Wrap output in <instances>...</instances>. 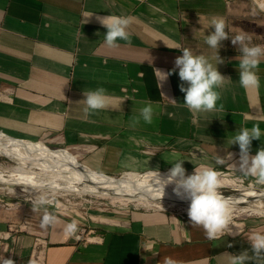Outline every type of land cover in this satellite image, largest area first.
<instances>
[{
  "label": "crops",
  "instance_id": "1",
  "mask_svg": "<svg viewBox=\"0 0 264 264\" xmlns=\"http://www.w3.org/2000/svg\"><path fill=\"white\" fill-rule=\"evenodd\" d=\"M249 8L243 0H0V132L79 147L85 166L105 176L142 175L157 168L167 173L178 158L186 160L187 174L205 163L255 182L229 166L239 160V147H230L226 139L254 124L264 132V58L259 90L245 91L238 83L239 53L230 39L223 41L219 55L225 63L218 70L232 79L219 90L218 106L223 104L224 111L196 116L182 104L178 69L161 87L154 72L173 69L182 55L166 45L189 48L215 65V50L205 43L213 31L208 21L224 18L232 36ZM86 13L94 15L84 24ZM111 14L134 18L130 44H104L107 30L96 16ZM99 87L114 105L124 100L120 110L85 118V106L77 102L85 89ZM149 100L154 102L153 122L141 120L131 127V118ZM262 143L264 136L252 142L251 155ZM228 152L234 154L229 161ZM129 156L137 163L130 164ZM217 157L226 163L217 165ZM45 215L54 216L55 225L41 227ZM72 223L76 231L69 235L65 228ZM12 224L22 229L8 235ZM247 226L260 228L261 223ZM0 235L5 236L0 260L11 258L16 264H163L165 258L176 264H227L225 252L237 255L248 249L251 255L247 236L210 241L188 216L164 209L100 210L84 220L21 201L12 210L0 208Z\"/></svg>",
  "mask_w": 264,
  "mask_h": 264
},
{
  "label": "clouds",
  "instance_id": "2",
  "mask_svg": "<svg viewBox=\"0 0 264 264\" xmlns=\"http://www.w3.org/2000/svg\"><path fill=\"white\" fill-rule=\"evenodd\" d=\"M94 13L85 14V22L88 23ZM133 17L108 15L96 16L97 22L107 31L103 35L104 44L108 48L119 47L118 41L131 43L130 33L128 28L133 22ZM200 23V18L199 21ZM209 29H213L210 34L205 36V43L215 50V65L210 62V59L203 54H194L189 48H182L176 44L170 49H176L182 52V55L175 58V67L165 71L154 69L158 87H161L168 78L176 73L181 81L179 90L184 93V102L182 103L193 116L200 113L222 112L224 105L219 104L221 100L220 89H223L226 84L232 82L231 77H226L218 70V65L224 64V59L219 55L220 49L223 47L222 42L229 40L236 47L239 53L238 71L239 85L245 90L258 91L261 86L258 72L260 70L261 58H264V45L251 44V36L244 30H241L234 36L229 35L226 31L227 25L222 17H212L208 21ZM194 33L197 30H193ZM199 31V30H198ZM97 36L101 34L96 33ZM236 57V58H237ZM84 99L78 101V104H83V112L85 118L100 110L109 108H118L119 105L113 104V98L107 93L104 87H99L95 90L83 91ZM173 104H178L175 99H171ZM153 101L149 100L139 110V115L133 116L130 120V126L136 127L141 120L145 124L153 122L155 110ZM171 115V114H170ZM264 136L259 124H254L251 128L241 127L237 129L230 137L227 135L226 142L239 147V160L230 163L229 166L245 177L254 178L255 184L264 186V143L259 147L255 155H251L252 142L260 140ZM177 154H173L175 157ZM233 153H227V161L232 160ZM127 160L130 164L137 163L134 157L129 156ZM186 160L176 159L171 163V168L168 172L162 175L159 169L152 170L153 183L149 189L151 192L161 199L165 196V189L169 185H174L173 194L181 200L189 202L187 215L189 222L192 225L201 226L204 229L206 238L210 241H218L225 235H234L230 228L232 223L233 210L235 204L234 197H225L220 189L223 187V182L220 179L221 173L212 165L201 163L195 166L191 174L186 173L183 167ZM191 162V161H189ZM217 165H224L226 160L222 157L215 159ZM126 163L125 166H130ZM41 199L37 201V205L43 204ZM36 208H33L35 211ZM56 219L54 216L45 215L41 222V227L55 225ZM67 234H74L76 224L72 223L66 226ZM251 255L248 249L242 250L237 255L223 253L227 256V264H247L248 261H254L255 264H264V233H254L249 238ZM215 246H218L215 245ZM232 247V244H228ZM0 264H16L11 258L0 260ZM163 264H176L171 258H165Z\"/></svg>",
  "mask_w": 264,
  "mask_h": 264
},
{
  "label": "rangeland",
  "instance_id": "3",
  "mask_svg": "<svg viewBox=\"0 0 264 264\" xmlns=\"http://www.w3.org/2000/svg\"><path fill=\"white\" fill-rule=\"evenodd\" d=\"M243 1H245L247 7H250V8H249V11L244 12V16L246 17H242L240 21L236 22L237 23L236 25H238L237 26L238 30L237 32L235 31V33H233L232 36L238 34L241 30H244L251 36V44L264 45V0H243ZM234 48L236 49V47ZM0 136H3L1 137V140H0V143L2 144H7L6 137L8 136L12 139L21 140L25 143L31 142L29 144L43 145L47 147L48 149H50L51 151L60 153L68 157L69 159L78 162L84 168H87L84 164L85 158L83 157V149L79 147L73 148V147H65V146L53 144V142L49 138H43L41 140H28V139H23V138H18L12 135H8L3 132H0ZM27 165L24 166L19 160L12 161L10 159H7L6 157L0 156V173L2 174L4 173L3 175H5L6 179H9V176L13 173V171L17 167H24L25 171H27L26 173L33 174L36 180L38 181V183L49 182L52 178H54L53 176L55 175L56 176L59 175L63 177L64 179L71 177V173L69 172V170L65 168L60 169L57 172H54L51 169L46 168L47 166L44 167V166L30 163V162H28ZM61 170H63V172ZM223 173L224 174H221L220 179L223 182L231 181L232 183V184L231 183L223 184V187L220 189V191L225 197H230L234 194L240 193L242 189H250V190L253 189L254 191L258 193L264 191V186L257 185V184L254 185L253 182H251L250 180L242 181L241 178L237 176H233V174H228L229 172H226V171H224ZM161 174H165V173H161ZM122 175L124 176L125 174H122ZM21 186L22 185L20 183H17V185L1 183L0 184V197H5V199L14 200V201L15 200L16 201L17 200L18 201H25V200L26 201H31V200L39 201L42 199L44 202L49 203L48 205H50V207L57 210L59 213L63 215H66V216L68 215V217H78V215L84 216V213H86V217H88L92 215L93 212L100 211V210L106 211V212L107 211L113 212V211L127 210L130 208L148 209V210L164 209V210H169L173 212H178V213L188 216L187 215L188 206L169 207L167 206L168 204H165L163 202H157V203L151 202L149 204L140 202V201L136 202L132 200L131 202L125 199H116L115 198L116 196L102 194V193H85V192L82 193V192H74V191L69 192L65 190L60 191L57 189H56L57 190L56 192H59V193H53V190L55 189L54 188L52 189V187L50 186L45 187V185L28 188V189H31L32 192L27 194V193H22L20 191V188H22ZM12 187L16 188L17 190L16 193H11L8 190V188H12ZM80 187H83V185H80ZM55 196H60V197H55ZM66 198H69L73 203H79L80 207L79 206H59L62 202L65 201ZM57 202L60 203L58 206H56ZM262 205L263 206H260L258 202H251L247 204L241 203V204L236 205L235 208L237 209L234 208L235 210L233 211L232 223L230 225L243 224L246 228V232L248 233H250V231L251 233H257V232L264 233V214L248 215V214L240 213L241 210L245 208L247 209V207L248 208L250 207L251 209H261V210L263 209L264 211V204ZM238 207H240L241 209H239ZM250 222H259L261 223V226L260 228L259 227L253 228L252 226L249 227L247 226V224Z\"/></svg>",
  "mask_w": 264,
  "mask_h": 264
},
{
  "label": "bare ground",
  "instance_id": "4",
  "mask_svg": "<svg viewBox=\"0 0 264 264\" xmlns=\"http://www.w3.org/2000/svg\"><path fill=\"white\" fill-rule=\"evenodd\" d=\"M1 137L3 136H0V140H1ZM6 138H7L6 140L7 144L0 143V156L1 157H6L7 159H10L12 161L19 160L24 166L27 165L28 162H30V163L38 164L44 167L47 166L46 168H49L54 172H57L60 169L65 168L69 170V172L71 173V177L67 179H64L63 177L59 175L56 176L54 174L56 176L55 177L52 174L54 178H52L49 182H46V183H38V181L36 180L33 174L26 173L27 171H25L24 167H17L13 171V173L11 172L12 174L9 176V179L5 178V175H3L4 173L3 174L0 173V184L8 183L10 185L11 184L17 185V183H20L22 185L21 186L22 188H20V191L22 193L28 194L32 192V190L28 188L45 185V187L50 186L52 187V189L54 188L55 190H53V193H59V192H56L57 190H60V191L65 190V191H71V192L74 191V192H82V193L83 192L102 193V194L116 196L115 197L116 199H125L127 201H131V200L136 201V202L140 201V202H144L148 204L151 202L152 203L163 202L165 204H168L167 206L169 207L189 206L188 201L181 200L173 194L174 185H169L165 189V196L159 199L155 195V193L149 190L153 183L152 175L146 176L141 179L139 178L137 179V177L133 175H127V174H125L124 177L122 178H112V177H108L105 175H100L92 170L84 168L78 162L71 160L68 157L60 153L51 151L50 149H48L47 147L43 145H38V144L33 145V144H29L31 142L25 143L20 140H15V139L8 138V137ZM61 171L63 172V170ZM227 183H231V181L223 182V184H227ZM80 185H83V187H80ZM8 190L11 193H16L17 191L15 187L8 188ZM230 197L235 198L234 208L236 205L241 204V203L247 204L251 202H258L260 206H263L262 204H264V191L258 193L254 191L253 189L251 190L242 189L240 193L234 194ZM238 208L241 209L240 207ZM240 213H244L248 215H253V214L262 215L264 214V211L263 209L262 210L261 209H251L250 207L249 208L247 207V209L245 208L241 210Z\"/></svg>",
  "mask_w": 264,
  "mask_h": 264
},
{
  "label": "built area",
  "instance_id": "5",
  "mask_svg": "<svg viewBox=\"0 0 264 264\" xmlns=\"http://www.w3.org/2000/svg\"><path fill=\"white\" fill-rule=\"evenodd\" d=\"M221 174H224L223 172H220ZM166 174V173H165ZM228 174H233V173H228ZM127 175H133V176H135V177H138L139 179H141V178H144V177H146V176H148V175H152V172H149V173H146V174H142V175H134V174H127ZM233 176H237V177H239V178H241L242 179V181H244V180H247L246 178H244V177H242V176H239V175H236V174H233ZM251 182H253V181H251ZM253 184L255 185V182H253ZM253 186V185H252ZM55 197H60V196H55ZM21 201H14V200H9V199H5V197H0V208H2V209H4V210H12L14 207H15V205H17V204H19ZM23 203H30V204H33V205H37V201H23ZM49 203H46V202H44L43 204H39V205H37V206H45V207H48V208H52V207H50V205H48ZM60 203L59 202H57V205L56 206H58ZM51 206H53V205H51ZM59 206H79V203H73L69 198H66L65 199V201L64 202H62ZM80 207V206H79ZM57 208V207H56ZM53 209V208H52ZM53 210H55V209H53ZM82 210H84V209H82ZM57 213H59L57 210H55ZM59 214H61V213H59ZM61 215H63V214H61ZM68 216V215H67ZM78 217H80V218H82V219H84V220H86L88 217H86V213H84V216H80V215H78ZM230 228H231V230H232V233L234 234V235H229V236H234V237H242V236H247V238H250V236L252 235V234H254V233H251V231H250V233H248V232H246V228H245V226L243 225V224H234V225H230ZM22 229V226H17L16 224H12L11 226H10V232L8 233V235H10V233L11 232H18V231H20ZM5 239V236H1L0 235V243H1V241H3ZM35 245H37V243L35 244ZM39 258V257H38Z\"/></svg>",
  "mask_w": 264,
  "mask_h": 264
},
{
  "label": "water",
  "instance_id": "6",
  "mask_svg": "<svg viewBox=\"0 0 264 264\" xmlns=\"http://www.w3.org/2000/svg\"><path fill=\"white\" fill-rule=\"evenodd\" d=\"M97 174H99V173H97ZM100 175H102V174H100ZM108 177H112V178H122V177H124L123 175H119V176H108ZM69 192H71V191H69ZM260 193V192H259Z\"/></svg>",
  "mask_w": 264,
  "mask_h": 264
}]
</instances>
